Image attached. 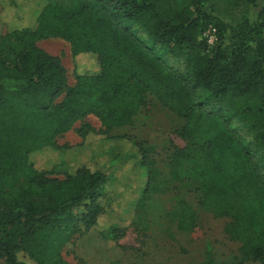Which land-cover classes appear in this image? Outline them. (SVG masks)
<instances>
[{"label": "trees", "instance_id": "trees-1", "mask_svg": "<svg viewBox=\"0 0 264 264\" xmlns=\"http://www.w3.org/2000/svg\"><path fill=\"white\" fill-rule=\"evenodd\" d=\"M207 1L17 0L0 10V264H67L62 248L103 216L99 231L117 245L124 228L108 216L122 191L133 224L190 233L200 210L228 220L242 261L264 264V6L242 0L256 20L218 26ZM5 23L13 29L3 34ZM48 37L70 45L71 87L36 44ZM148 97L183 122L186 145L169 154L164 176L153 149L125 135L57 145L90 115L106 131L131 125ZM37 152L63 177L38 170Z\"/></svg>", "mask_w": 264, "mask_h": 264}, {"label": "rangeland", "instance_id": "rangeland-1", "mask_svg": "<svg viewBox=\"0 0 264 264\" xmlns=\"http://www.w3.org/2000/svg\"><path fill=\"white\" fill-rule=\"evenodd\" d=\"M260 6H264V0H258ZM17 0H0V10H7L12 6L18 7ZM204 10L212 16L215 23L235 26L244 21L254 22L257 10L247 6L242 0H208ZM13 25L5 23L1 26V33L5 34L13 29ZM217 31V29H216ZM209 35L208 28L204 30ZM216 38L218 33H215ZM37 46L57 57L66 70L68 86L74 84L75 60L71 55L70 45L61 38L48 37L37 41ZM92 131L82 136L79 130ZM183 122L169 113L151 97L146 100L134 116L131 125L106 131L95 116H87L78 121L72 130L57 137L58 146L76 147L80 144L94 142L106 136L125 135L133 141L150 146V153L154 165L161 172L166 173L165 164L173 149L185 147L186 141L179 137ZM38 170L52 172L51 177L62 178V166L55 165L47 168V156L37 152L31 155ZM128 172H133L132 165L126 167ZM124 192L115 198L117 211L109 215L112 221L121 225L124 229L123 237L113 246L99 229L105 226L109 220L100 218L98 227L72 236L69 243L62 248L61 256L67 264H201L209 261L210 264H259L242 261L239 256L240 245L230 241L224 233L227 219H216L210 214L198 210L199 223L196 229L190 233H176L174 229H165L162 226L145 223L143 227L132 220L130 204L121 199ZM120 198V199H119ZM165 207H170L168 197H161ZM190 203L195 205L194 197L188 196ZM152 220V219H151ZM163 223V222H162ZM26 256V255H24ZM26 262L32 260L26 256ZM242 261V262H241Z\"/></svg>", "mask_w": 264, "mask_h": 264}, {"label": "built area", "instance_id": "built-area-1", "mask_svg": "<svg viewBox=\"0 0 264 264\" xmlns=\"http://www.w3.org/2000/svg\"><path fill=\"white\" fill-rule=\"evenodd\" d=\"M208 32H211L209 35L203 34V36L206 39V42L209 46H213L214 43L216 42V35H215V29L213 28L212 25L208 26Z\"/></svg>", "mask_w": 264, "mask_h": 264}]
</instances>
